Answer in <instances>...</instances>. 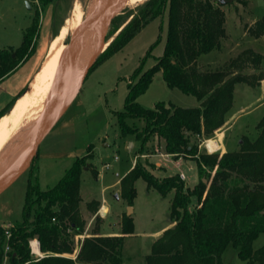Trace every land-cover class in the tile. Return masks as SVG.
I'll use <instances>...</instances> for the list:
<instances>
[{"label":"trees","instance_id":"1","mask_svg":"<svg viewBox=\"0 0 264 264\" xmlns=\"http://www.w3.org/2000/svg\"><path fill=\"white\" fill-rule=\"evenodd\" d=\"M39 1L44 7L52 0ZM167 5L168 30L163 53L151 68L143 70V62L136 67L133 77L138 79L128 84L124 108L116 112V117L122 134L133 135L140 141L141 149L156 133L166 142V151L174 158L196 160L200 180L192 188H186L180 173L160 178L141 161L122 176L120 186L129 204L137 196L135 183L139 177L163 195L174 192L170 205L173 227L166 228L153 242L151 252L145 256L146 264H224L222 255L228 246L237 249L238 257L243 260L264 264V245L253 247L257 236L264 232V115L257 122L258 135L253 140L244 138L238 151H225L220 156L200 150L201 138L214 135L224 125L233 105L236 82L253 86L264 79V73L252 80L236 69L252 60L257 64L263 61L264 56L254 49H248L244 56L238 55L224 67L203 69L199 66L198 57L218 50L226 36L222 4L218 0H146L138 5L90 70L118 52L164 12ZM36 12L19 47L0 50V81L33 55L39 30V12ZM120 13L110 25L118 21ZM250 33L255 37L264 35V16L251 25ZM158 71L168 86L195 95L200 105L186 108L164 101L157 102L153 108L141 105L137 98L147 90ZM25 91L26 87L22 88L4 107L0 118ZM129 117L143 118L145 126L130 125ZM88 148L92 150L94 145ZM92 156L88 152L76 157L54 186L42 188L38 182L29 181L22 221L10 228L0 226V241L7 239L12 248L6 255L1 248L0 264L4 256L10 264H122L124 233L135 230L133 216L124 217L122 234H85V220L80 211L81 174L86 166L97 174L88 160ZM205 176L208 182H204ZM193 196L198 204L190 208ZM99 205L97 202L92 210L96 212ZM34 237L43 254L41 257L31 251L29 242Z\"/></svg>","mask_w":264,"mask_h":264},{"label":"rangeland","instance_id":"2","mask_svg":"<svg viewBox=\"0 0 264 264\" xmlns=\"http://www.w3.org/2000/svg\"><path fill=\"white\" fill-rule=\"evenodd\" d=\"M90 1L52 0L41 7L39 0H0V50L18 48L26 28L33 23L36 10L39 12V30L34 41L35 51L16 72L0 83V94L9 90L11 92L19 90L29 73L31 79V75L39 68L54 34L63 25L70 27L77 13L76 6L84 11ZM145 1L121 4L118 9V13L121 12L120 17L114 25H110L107 43L116 37L123 25L137 11L138 5ZM221 8L226 15L224 23L226 36L222 38L218 50L202 53L198 57L199 66L203 69L224 67L238 55L244 56V52L248 49H254L264 56V35L255 37L250 33L251 25L264 16V0H246L245 3L241 0H228L221 5ZM165 9L118 52L88 71L77 96L41 141L38 155L30 169L0 194V226L10 228L22 221L25 194L30 180L38 182L42 188L54 186L72 166L76 157L91 152L93 156L88 160L97 169V174L89 166H86L81 174L80 211L85 220V234L96 232L122 234L124 217L133 216L135 230L132 233H124L122 264H146L145 256L152 250L157 230L173 227L170 205L174 192L163 195L157 189L148 187L146 180L139 177L135 183L137 196L133 204H129L121 190L122 176L130 169L133 161L134 166L141 161L148 171L160 178L181 170L188 176L186 188H192L200 180L196 160L182 157L183 160L178 165L174 158L171 161L160 158L166 168L165 172L161 166L150 162L153 159H149L159 151L156 150L161 145L158 135L156 137L154 133L150 138L149 146L145 145L141 149L140 141L133 135L124 136L117 122L116 112L124 108L128 84H133L138 79L133 77L134 70L142 62L143 70L151 68L157 62V57L163 53L168 30V5ZM71 31L72 29L65 43L68 42ZM236 69L253 80L264 73V59L259 64L253 60L249 61L243 68L236 67ZM65 80L64 87L66 86L67 95L70 97L76 88L70 89L72 82L70 74ZM263 84L264 79L253 86L246 82H236L233 105L227 114L229 121L214 135L201 138V152L221 156L225 151H238L244 138L253 140L258 135L257 122L264 115ZM137 100L147 108H153L159 101L172 102L186 108L199 106L201 103L195 95L168 86L161 71L154 74L152 83ZM58 104L55 112L62 108ZM127 122L141 128L145 126L144 119L139 117H129ZM25 130L26 128H21L19 134ZM223 132L224 134L220 136ZM191 139L195 140L194 137ZM206 139L210 140L205 143ZM91 144L94 145L92 150L88 148ZM224 147H226L225 151H223ZM116 155L118 159L114 158ZM107 161L111 163L108 168L104 167ZM205 182H208V179ZM97 202L100 205L94 212L92 208ZM197 204L198 200L193 196L190 208ZM129 206H131L130 213H128ZM103 207L106 208L105 213L101 211ZM36 240V237L30 240L35 241L32 245L35 252L32 246L31 251L35 256H39L36 254L38 251ZM262 245H264V232L257 236L253 247L257 249ZM1 248L5 255L12 249L8 246L7 239L4 242L0 241V251ZM237 253V249L228 246L222 255L224 264H257L243 260ZM3 264H10L6 256Z\"/></svg>","mask_w":264,"mask_h":264},{"label":"bare ground","instance_id":"3","mask_svg":"<svg viewBox=\"0 0 264 264\" xmlns=\"http://www.w3.org/2000/svg\"><path fill=\"white\" fill-rule=\"evenodd\" d=\"M114 1L111 0L110 4H113ZM136 1L139 0H124L123 2L133 4ZM76 11V16L71 21L70 27L66 25L61 26L59 33L53 36L39 68L31 77L27 90L16 101L12 109L0 118V179L8 175L17 164L16 162L23 156L26 144L33 135L34 128L37 126V122L47 101L48 93L55 80L59 61L74 49L73 46L66 45L65 41L68 38L70 29H72L71 36L78 29L84 17V11L80 7L76 6ZM104 21L105 16L102 14L81 41L74 65L76 67L73 71L71 70L72 82L70 89L75 88L79 84L80 73L86 67V64L89 62L88 60L100 48L102 41L101 25ZM69 98L65 86L60 92L58 105L63 106ZM23 127L26 130L19 134ZM101 211L105 213L106 208L103 207Z\"/></svg>","mask_w":264,"mask_h":264},{"label":"water","instance_id":"4","mask_svg":"<svg viewBox=\"0 0 264 264\" xmlns=\"http://www.w3.org/2000/svg\"><path fill=\"white\" fill-rule=\"evenodd\" d=\"M124 0H115L113 4L111 0H91L86 8L84 9V17L82 19L81 24L78 26V29L71 35L66 42V45L70 47L73 46V50L68 54L61 58L59 61V66L57 68L55 80L53 85L48 93V98L45 103L42 114L37 122V126L34 128V132L29 142L27 143V148L21 157V159L16 162L17 164L13 168V170L6 175L5 177L0 179V194L6 190L10 185L18 180L19 177L22 176L24 172H26L33 164V160L37 157L39 151V145L41 141L48 135V133L52 130L54 124L59 120V118L65 113V110L68 108L73 99L77 96L76 94L79 92L82 84L84 83L85 76L92 67V65L96 62L95 60L100 55V52L107 47V34L110 29V24L113 18L118 15V9L121 7V4ZM221 4L227 3L228 0H218ZM104 14L105 21L102 23L101 27V46L96 50L93 56L88 60L89 62L86 64V67L80 73L79 78L80 82L75 87V91L71 94L70 98L67 102L55 112L57 104L60 99V92L64 87L65 77L71 75V70L76 63V59L78 56V52L80 49V44L83 38L91 27L94 25L96 20ZM75 43V44H74ZM74 44V45H73ZM207 179H204V182ZM131 206H129L130 213Z\"/></svg>","mask_w":264,"mask_h":264},{"label":"crops","instance_id":"5","mask_svg":"<svg viewBox=\"0 0 264 264\" xmlns=\"http://www.w3.org/2000/svg\"><path fill=\"white\" fill-rule=\"evenodd\" d=\"M24 64V63H23ZM22 64V65H23ZM21 65V66H22ZM20 66V67H21ZM19 67V68H20ZM18 68V69H19ZM17 69V70H18ZM16 72V71H15ZM36 72V71H35ZM14 73V72H13ZM12 73V74H13ZM30 74V73H29ZM29 74H27L26 75V77L24 78V83H23V85H21L20 86V89L19 90H14V91H8V92H5V93H3V94H0V112L4 109V107L6 106V105H8L15 97H16V95L20 92V90L22 89V88H24V87H26L28 84H29V82H30V75ZM34 74V73H33ZM11 75V74H10ZM10 75H8V76H10ZM32 76V75H31ZM7 77V76H6ZM6 77H4L3 78V80L6 78ZM3 80L2 81H0V83L1 82H3ZM264 85V84H263ZM262 85V87L264 88V86ZM228 114V113H227ZM228 121H229V119L227 120V115H226V119H225V122H224V124L225 123H228ZM222 127V126H221ZM228 128H229V126H228ZM227 128V129H228ZM221 129V128H220ZM219 129V130H220ZM226 129V130H227ZM224 134V132L223 133H221L220 134V136L221 135H223ZM219 135V134H218ZM152 137V136H151ZM150 137V138H151ZM156 137H157V134H156ZM148 139V141L146 142V146L148 147L149 146V144H150V140L151 139ZM217 140V139H216ZM160 143H161V145H160V148H157L156 150H159L158 152H156L155 154H153L152 156H151V158L149 157V159H153V160H151L150 162H152L153 164H157V166H161V168H163L164 169V171L166 172V168L163 166V163H162V161H161V159L160 158H162L163 160H165V161H171L172 160V158H174L172 155H170L169 153H167V151H166V142L163 140V139H160ZM133 146V145H132ZM221 147V146H220ZM226 147H224V150L223 151H225L226 149H225ZM142 152H143V150H142ZM174 160L177 162V164L178 165H180L181 163V161L183 160L182 158H174ZM133 163H134V161H133ZM132 163V165H131V167H130V169L129 170H127V172H129L132 168H133V166H134V164ZM126 172V173H127ZM126 173H124V175L126 174ZM178 173H180V175H182L183 176V178L185 179V181H187V178H188V176L187 175H185L181 170L178 172ZM123 175V176H124ZM119 179H121V178H119ZM163 231H164V228H162V229H160V230H157V232H156V236H154V239L155 240H157V238L159 237V236H161L162 235V233H163ZM107 234H112V233H107ZM107 234H105V235H107ZM154 240V241H155ZM36 245H37V242H36ZM34 251V250H33ZM35 252V251H34ZM39 253H41V251H40V248H39V246H38V251H37V255H39Z\"/></svg>","mask_w":264,"mask_h":264},{"label":"built area","instance_id":"6","mask_svg":"<svg viewBox=\"0 0 264 264\" xmlns=\"http://www.w3.org/2000/svg\"><path fill=\"white\" fill-rule=\"evenodd\" d=\"M207 140V139H206ZM206 140H204L205 141V143L207 142ZM202 144V143H201ZM200 144V146H202ZM208 148V147H207ZM217 150V149H216ZM115 159H118L119 157L116 155L115 157H114ZM111 166V163H110V161H107L106 163H105V166L104 167H106V168H108V167H110ZM55 220V219H54ZM36 242H37V246H39V243H38V240H36ZM39 248H40V246H39ZM43 254H42V252L41 253H39V256L41 257Z\"/></svg>","mask_w":264,"mask_h":264},{"label":"clouds","instance_id":"7","mask_svg":"<svg viewBox=\"0 0 264 264\" xmlns=\"http://www.w3.org/2000/svg\"><path fill=\"white\" fill-rule=\"evenodd\" d=\"M29 244H30V246H32L35 244V241H30Z\"/></svg>","mask_w":264,"mask_h":264}]
</instances>
